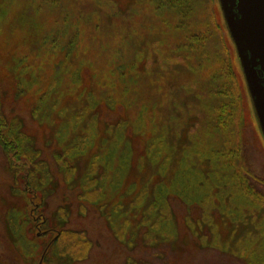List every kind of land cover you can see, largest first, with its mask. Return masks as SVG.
Listing matches in <instances>:
<instances>
[{
  "label": "rangeland",
  "instance_id": "374dc122",
  "mask_svg": "<svg viewBox=\"0 0 264 264\" xmlns=\"http://www.w3.org/2000/svg\"><path fill=\"white\" fill-rule=\"evenodd\" d=\"M170 1L0 0V108L54 176L40 199L0 149V264H264V205L252 221L234 180L246 173L264 194V133L236 45L219 0H188L187 16ZM219 101L230 111L217 132ZM75 145L70 183L53 155ZM93 161L102 181L84 197ZM61 231L75 257L58 261Z\"/></svg>",
  "mask_w": 264,
  "mask_h": 264
},
{
  "label": "trees",
  "instance_id": "16d2710c",
  "mask_svg": "<svg viewBox=\"0 0 264 264\" xmlns=\"http://www.w3.org/2000/svg\"><path fill=\"white\" fill-rule=\"evenodd\" d=\"M180 5H176L175 2H173V0H171L170 2H168L169 4V8L171 9H179V13L182 15H189L188 13H190L193 9L191 4L188 5L189 1L185 0L181 1ZM163 3V2H162ZM167 3V0H166ZM166 3H164V5L166 6ZM172 3V5H171ZM174 4V5H173ZM188 29V27H185ZM191 30V29H188ZM186 37H190L192 35H190L191 33H186ZM205 35L207 36V34L205 33ZM187 39V38H186ZM203 40V39H202ZM202 40H198V43L201 42ZM189 44V43H188ZM202 42L199 43V45L201 46ZM121 66V65H120ZM129 68V67H128ZM132 67H130L131 70ZM127 70V68L124 67H120V71H121V79L123 77H125L126 73L125 71ZM136 76V71H133ZM133 75V77H134ZM46 96V95H45ZM44 96L42 97L41 100H44ZM1 102V101H0ZM224 101H219L218 102V106L216 105L214 107V111L215 113L212 114L213 116H215V118L213 120H211V122H213V130L215 131H220L222 127H224L223 124L226 125L227 121L225 120V116H229V110H227L228 107H223ZM39 108L35 107L33 109V115L37 116L39 114ZM231 120V119H230ZM14 124V125H12ZM10 125L9 121L7 120L6 116L4 115V113H2L1 108H0V149L2 150L5 158L7 159V161L9 162L10 168L12 170V172H14L15 177L18 178V180H20L22 182V184H26L27 187L30 186V188L37 194V196L40 197V199H42V197L45 196V194L47 193V189H48V185L49 182H51L52 180H54V176L51 173L49 164L46 161H43L42 159V153L41 151L37 148V146L34 145V142H32L31 137H28L27 135H25L22 131L18 130V125L15 126V124L17 123H12ZM151 147V146H150ZM79 148V146H72L69 147V149H67V151H65V153H55L53 155V159L55 162V166L58 170H60V172H62L63 177L65 179V181H70V183L72 181L75 180L76 178V174H77V168L74 166H71V162L69 160H71L72 157L75 158V153L76 150ZM228 158V154H226V152L223 151H218L215 154H212V158L218 161V163H223L224 158ZM211 158V159H212ZM226 158V159H227ZM233 159V157H232ZM228 160V159H227ZM233 161V160H232ZM93 163L95 164V167H92L91 165L89 166V168L92 167V169L90 171H88V173H86L84 175V180H85V184H84V197H89L91 196V193L93 191V189L97 190V186L99 184H101L102 181V176L101 173L99 172L101 169V166L99 164L98 161H93ZM106 166H109L110 163L107 165V163H104ZM156 164H158V161L156 162ZM161 168H164V161L159 163ZM221 169L223 168V166L220 167ZM225 168V167H224ZM109 170H111V167L109 168ZM225 170H228L225 168ZM239 172V171H238ZM104 175V173H103ZM246 175V176H245ZM248 174L246 173H241L238 174V176L234 179L235 181H238V187H237V193H239L241 199L245 200V203H247L248 206V212L251 216V220L255 221V216L257 215L259 206L261 204L264 205V194L257 192L253 186L252 183L250 181V176H247ZM159 176L164 179V176L162 173L155 175L152 177V180L157 181ZM209 176V175H208ZM186 178V177H185ZM192 179H194V177L191 176ZM220 178V177H219ZM107 179V178H106ZM155 186H164V180L161 182V180L159 179L158 182H154ZM197 181V179L195 180ZM205 183H203V182ZM207 178L203 177L202 180L200 181L201 184L198 185V189L199 192H201V195L203 197H205L206 201L204 202L203 199L199 200V205L202 208L203 207V203L207 204V201L211 199L212 197V193L211 190L209 188L204 190L203 184H206ZM256 181H258V179L256 178ZM243 183H247V184H243ZM152 184V183H151ZM161 184V185H160ZM187 188H190L189 184H185L183 185V189L185 193H188L189 191L187 190ZM239 191V192H238ZM25 192V191H24ZM23 192V193H24ZM161 191L155 192V197L154 199H160L158 202L161 204V199H164V220H170L172 219V212H171V201L168 199V195L171 194H166V190H163L161 193H163V197H161L160 195ZM175 192V191H174ZM27 193V192H25ZM98 197L101 198V196L97 193ZM146 195H141L138 194L135 199H133L134 203L137 202L139 199H145ZM199 196V193H198ZM81 197V196H80ZM175 201L178 200L177 197L178 195L175 196ZM230 198H232L230 196ZM103 199V196L102 198ZM166 199V200H165ZM190 199H194L193 195H190ZM223 199H227L226 197H223ZM183 201V203L185 202V200H181ZM158 202L157 205H158ZM195 202V201H194ZM196 203V202H195ZM160 204L158 205V209L154 212H160V210L163 208L160 207ZM133 206V205H132ZM152 206H156V204L153 202ZM216 208V206H214ZM232 209H229V213H234L236 210L235 208L231 207ZM156 209V208H155ZM234 210V212H233ZM161 213V212H160ZM207 212H204L203 214H206ZM162 216V215H161ZM158 217V216H156ZM52 222H56V217L55 219H52ZM57 225V223H55ZM156 224V223H154ZM154 224H152L153 226H155ZM159 227V226H158ZM59 228V227H58ZM69 233V231H61L57 236V239L53 242L54 246L57 245L58 249L56 251V257L57 260L60 261L61 259H65V258H71V257H75L73 251L71 250V246L74 244L71 243V239L66 240L65 242L61 241V239L66 236ZM71 234H68V236H70ZM81 243L82 239H81ZM68 246H70V249L68 248ZM247 254V252H246ZM251 252L248 254L250 255ZM246 264H251L250 261H247Z\"/></svg>",
  "mask_w": 264,
  "mask_h": 264
},
{
  "label": "water",
  "instance_id": "95a60500",
  "mask_svg": "<svg viewBox=\"0 0 264 264\" xmlns=\"http://www.w3.org/2000/svg\"><path fill=\"white\" fill-rule=\"evenodd\" d=\"M264 133V0H220Z\"/></svg>",
  "mask_w": 264,
  "mask_h": 264
},
{
  "label": "flooded vegetation",
  "instance_id": "af4514ba",
  "mask_svg": "<svg viewBox=\"0 0 264 264\" xmlns=\"http://www.w3.org/2000/svg\"><path fill=\"white\" fill-rule=\"evenodd\" d=\"M219 2H220V0H219ZM220 5H221V2H220ZM221 8H222V6H221ZM223 10V9H222ZM224 13V12H223ZM224 17H225V15H224ZM225 20H226V18H225ZM227 22V21H226ZM227 26H228V24H227ZM229 27V26H228ZM230 30V29H229ZM231 34V33H230ZM232 36V35H231ZM234 41V40H233ZM235 43V42H234ZM236 45V44H235ZM236 49H237V47H236ZM237 57H238V60H239V63H240V66H241V69H242V71H243V75H244V77H245V74H244V69H243V66H242V63H241V60H240V58H239V54H238V51H237ZM245 79H246V77H245ZM247 82V81H246ZM247 88H248V84H247ZM248 91H249V88H248ZM249 93H250V91H249ZM251 95V94H250ZM250 95H249V97H250ZM250 99H251V102H252V106H253V108H254V113H256L255 115H257V112H256V109H255V107H254V103H253V100H252V97H250ZM258 117V116H257ZM259 119V118H258ZM258 122H259V120H258ZM259 125H260V123H259ZM261 127V126H260ZM262 129V128H261Z\"/></svg>",
  "mask_w": 264,
  "mask_h": 264
}]
</instances>
